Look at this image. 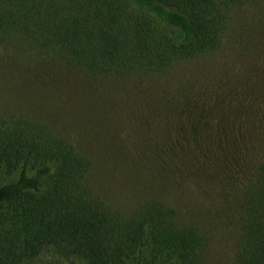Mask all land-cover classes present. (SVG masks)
Returning <instances> with one entry per match:
<instances>
[{
  "label": "rangeland",
  "instance_id": "374dc122",
  "mask_svg": "<svg viewBox=\"0 0 264 264\" xmlns=\"http://www.w3.org/2000/svg\"><path fill=\"white\" fill-rule=\"evenodd\" d=\"M47 124L91 161V196L147 202L206 239L201 264H236L245 194L264 163V0L240 5L222 47L165 72L90 76L24 40L0 46V115ZM24 264H84L43 252Z\"/></svg>",
  "mask_w": 264,
  "mask_h": 264
},
{
  "label": "trees",
  "instance_id": "16d2710c",
  "mask_svg": "<svg viewBox=\"0 0 264 264\" xmlns=\"http://www.w3.org/2000/svg\"><path fill=\"white\" fill-rule=\"evenodd\" d=\"M248 0H0V46L24 40L90 76L126 78L219 51ZM90 159L47 124L0 115V264L49 249L84 264H201L206 239L147 202L129 215L94 199ZM239 217L236 264H264V163Z\"/></svg>",
  "mask_w": 264,
  "mask_h": 264
}]
</instances>
